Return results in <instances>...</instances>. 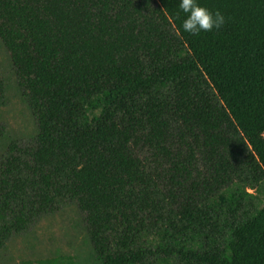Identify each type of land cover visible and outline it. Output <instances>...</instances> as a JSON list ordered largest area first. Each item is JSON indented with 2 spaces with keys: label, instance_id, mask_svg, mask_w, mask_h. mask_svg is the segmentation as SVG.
Returning <instances> with one entry per match:
<instances>
[{
  "label": "trees",
  "instance_id": "trees-1",
  "mask_svg": "<svg viewBox=\"0 0 264 264\" xmlns=\"http://www.w3.org/2000/svg\"><path fill=\"white\" fill-rule=\"evenodd\" d=\"M199 2L226 23L184 32L179 0H0L38 127L0 159V252L70 202L99 264H264V0Z\"/></svg>",
  "mask_w": 264,
  "mask_h": 264
},
{
  "label": "rangeland",
  "instance_id": "rangeland-1",
  "mask_svg": "<svg viewBox=\"0 0 264 264\" xmlns=\"http://www.w3.org/2000/svg\"><path fill=\"white\" fill-rule=\"evenodd\" d=\"M0 82L5 101L0 107V159L13 143L29 147L35 143L38 127L18 85L10 54L0 39ZM264 205V186L251 191ZM66 259L67 264H99L87 235L84 215L76 203L65 204L59 212L39 220L28 232L12 238L0 252V264Z\"/></svg>",
  "mask_w": 264,
  "mask_h": 264
},
{
  "label": "clouds",
  "instance_id": "clouds-1",
  "mask_svg": "<svg viewBox=\"0 0 264 264\" xmlns=\"http://www.w3.org/2000/svg\"><path fill=\"white\" fill-rule=\"evenodd\" d=\"M178 8L185 14L183 31L192 35L220 29L226 23L225 16L219 10L213 12L199 0H179Z\"/></svg>",
  "mask_w": 264,
  "mask_h": 264
}]
</instances>
